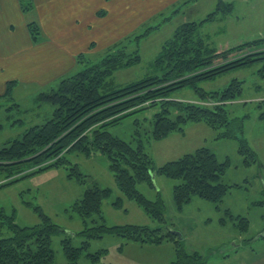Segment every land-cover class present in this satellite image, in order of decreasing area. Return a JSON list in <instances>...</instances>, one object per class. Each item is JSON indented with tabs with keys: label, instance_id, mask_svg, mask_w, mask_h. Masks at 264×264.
Listing matches in <instances>:
<instances>
[{
	"label": "trees",
	"instance_id": "1",
	"mask_svg": "<svg viewBox=\"0 0 264 264\" xmlns=\"http://www.w3.org/2000/svg\"><path fill=\"white\" fill-rule=\"evenodd\" d=\"M19 2L23 11L30 12L33 9L32 0ZM233 8V2L220 0L215 11L201 23L187 22L181 25L155 57L151 64L152 73L126 84H119L114 78L115 73L140 64V40L149 36L155 27L135 38L137 48L134 50L126 46L117 47L120 43H116L112 46L117 47L116 51L100 63L63 79L57 89L40 93V103L54 106L52 118L43 125L29 128L22 138L0 148V190L52 169H63L69 179L84 185L88 181L87 177L80 171L78 164L71 160V155H105L122 193L113 206L120 208L124 199H127L159 224L156 228L131 224L108 226L102 204L111 197L112 191L95 185L71 206V211L82 219L85 227L76 233L83 239L80 247L73 244L76 235H65L61 240L67 259L65 264H81L84 257L88 264H104L102 257L106 250L90 253L89 249L93 240L105 236L120 237L127 243L142 245L173 243L177 257L171 264H204L206 261L199 253L189 255L185 252L180 238L166 218V206L161 193H157L155 200H150L140 192L138 186L146 184L150 189H155L154 175L178 181L174 184L173 197L180 212L194 197L215 203L220 210L219 205L224 197L233 187H239L224 180L229 160L219 162L216 154L206 147L162 166L154 164L146 152V142L162 140L172 133L182 132L184 124L189 121L223 129L219 138L238 142V153L243 157L245 167L260 163L257 152L242 137L243 117H230L228 104L237 101L242 95L245 81L235 79L227 88L219 91L201 86L238 68L250 67L258 62L264 64V48L261 52L259 48L264 44V38L218 50L213 42L199 36L198 30L204 24L213 22L219 14H231ZM28 26L33 40L37 42L40 34L38 23L30 22ZM261 72L264 77V66ZM15 86V81L8 82L0 101L11 98ZM184 90L191 91L199 102L172 98ZM259 105L264 108V101ZM149 108H159L153 117L152 130H147L145 135L137 130L135 143L110 133V126ZM259 119L264 122V110ZM263 204L264 201L260 202V205ZM32 209L40 219L39 223L32 226L17 224L15 211L7 214L0 210V264H60L55 262L53 238L66 234L65 229L40 206ZM226 213L238 222L242 231L248 230L247 218L234 217L228 210ZM94 216L89 226L87 220ZM256 239L264 240V235Z\"/></svg>",
	"mask_w": 264,
	"mask_h": 264
},
{
	"label": "rangeland",
	"instance_id": "2",
	"mask_svg": "<svg viewBox=\"0 0 264 264\" xmlns=\"http://www.w3.org/2000/svg\"><path fill=\"white\" fill-rule=\"evenodd\" d=\"M102 1L104 7L107 3H112L113 0ZM219 1L199 0L198 3L187 9L180 6V12H176V14L174 13L176 8L169 6L162 16H152V14L145 16L144 8L134 4L132 5V26L127 29L132 32L123 34L119 31L110 37V31L116 30L119 26H115L112 30L104 31L102 29L96 40L86 47L74 46L72 54L78 51L74 58L75 63L65 74L55 78L52 82H47L46 85L27 82V80H31L29 75L27 80L23 76H18L20 82H16L11 98H4L0 101V148L10 141L22 138L29 128L43 125L52 118L54 106L49 103H40L38 101L40 93L57 89L63 79L100 63L106 56L114 53L118 46L136 49L135 38L147 33L149 28L155 27V29H151L149 36L140 40L142 59L140 64L116 72L114 78L119 84H126L148 76L152 73V62L162 46L172 38L175 30L187 22L201 23L215 11ZM223 1L234 3L232 13L219 14L213 22L204 24L198 30L201 38L213 42L218 50H227L246 42L264 38V0ZM48 2L49 0H37V2L32 0L33 9L30 12L23 11L20 2L24 23L28 27L33 45L40 44L39 46H41L58 38L60 35L57 33L61 31L59 28L62 24L61 19L65 16L63 12L69 11V7L61 9L58 6L51 11L45 7L44 14L41 7ZM87 2L88 0H84L83 3ZM88 4L93 6L97 2H88ZM78 5L81 8L82 3H78ZM111 13L108 6L98 12V17L102 19L105 27L117 24V12L116 15L114 13L111 15ZM52 21H56V23L50 30H47L46 25H52ZM66 21L67 24L75 23V21ZM30 22H36L40 27L37 42L33 40L29 31ZM142 23L143 25H141ZM92 27L93 25L88 27L91 32L93 31ZM14 29L17 42L25 44L23 28L17 24ZM118 34L123 35L120 37ZM1 39L8 41L4 38ZM116 42L120 44L112 48ZM259 48L261 52L264 44ZM9 51L10 47L6 53ZM263 66V62H258L250 67L238 68L201 85L207 90L219 91L227 88L235 79L245 81L242 95L237 101L228 104L231 112L230 117H243L244 134L242 137L248 140L250 146L257 152L260 163L245 167L243 157L238 153V142L220 139L219 135L223 129L212 128L201 122L189 121L184 124L182 132H175L162 140L145 144L146 152L157 167L178 160L184 155L193 154L204 147L215 153L219 162L227 160L230 162L224 180L230 185H239V187H233L224 197L219 205L220 210L215 203L194 197L181 212L178 211L173 197L174 184L178 181L165 176L154 175L155 189H150L146 184L138 186L140 192L150 200H155L157 193H161L166 206V218L178 233L185 252L189 255L199 253L204 256L206 259L204 264H220L221 259L232 253L237 246L256 251L255 249L262 248L264 244L262 239H258L260 241L257 240L258 242L255 244L252 243L254 239L264 235V204L260 205V202L264 201V122L259 119L260 113L264 110L259 107V104L264 101V77L261 72ZM14 71H19L23 75L27 73L24 67H12L0 74L9 75ZM22 79L26 82H22ZM9 80L14 81L7 76L6 81L10 82ZM172 98L186 102L190 100L199 102L188 90L180 91ZM206 104L210 106V104ZM158 110L159 108H149L140 111L110 126L109 131L124 141L135 143L134 138L137 130L141 135H145L147 130H152L153 117ZM70 158L86 175L88 180L86 184L82 185L69 179L67 172L63 169H52L0 190V210H4L7 214H12L15 211L17 224L32 226L39 223L37 212L32 208L40 206L48 216L65 229L66 234L62 233L53 238L56 263H67L61 246V240L65 235L73 237L85 227L82 219L71 211V206L83 197L87 189H91L95 185H99L102 189L110 188L112 191L111 197L105 199L102 204L103 216L108 226L126 224L148 225L152 228L159 226L132 201L124 199L122 207L113 206L122 193L110 170L107 156L97 154L94 158L93 156L85 157L73 154ZM259 168L261 169L259 170ZM25 203L33 205L27 206ZM226 210L234 217L247 218L249 221L248 230L242 231L238 222L233 221L232 217L227 215ZM92 219H95V216L87 220L89 226L92 225ZM82 241V237L76 235L73 244L80 247ZM175 248L173 243L142 245L134 242L127 243L120 237L105 236L102 239L93 240L89 252L106 250L102 257L104 264H171L177 257ZM80 263L88 264V260L84 257Z\"/></svg>",
	"mask_w": 264,
	"mask_h": 264
},
{
	"label": "crops",
	"instance_id": "3",
	"mask_svg": "<svg viewBox=\"0 0 264 264\" xmlns=\"http://www.w3.org/2000/svg\"><path fill=\"white\" fill-rule=\"evenodd\" d=\"M35 1L37 2V0H34V2ZM94 1H96L97 4L93 6L88 4V2L92 3ZM198 1L199 0H113L112 3H107L106 6L112 11L111 15L113 13L116 15L117 12V24L115 23L116 25L112 24L105 27L102 19L98 17V12L106 7H103L102 0H88L86 4L83 3L84 0H49L45 6L41 7L43 8L44 14L45 7H48L50 11L58 6L61 7V9L69 7V11L67 13L63 12L65 16L62 17V24L59 26L61 31L57 33L60 36L53 39L52 42L39 46L40 44L33 45L31 41L28 27L24 23L19 0H0V35L1 38L8 40L3 41L0 38V72H4L12 67H24L27 71V73H24L25 76L19 71H14L9 75L0 74L2 75L0 78V96L4 95L6 92L5 87L7 88L6 83H8V81H6L7 76L15 82H20L18 76H23L27 80V76L29 75L31 80H27V82L46 85L47 82H52L55 78L65 74L75 63L74 58L78 51L72 54V50H74L73 47H86L96 40L102 29L104 31L106 29L112 30L115 26H119V29L116 28V30L110 31V37L119 31L123 34L132 32L131 30L127 31V29H130L132 26V5L134 4L135 6H142L144 8L145 16H151V14L152 16H162L169 6L176 8L174 12L176 14V12H180L181 7L187 9L191 5L194 6ZM78 3H82L84 7L81 6L80 8ZM68 15L73 16L69 17ZM66 20H70V22L75 21V23L67 24ZM54 23H56V21H52V25L47 24L46 29L50 30ZM17 24H19L25 32L23 34L26 39L25 44L17 42L15 38L14 26ZM90 25H93L92 32L88 29ZM96 25L97 27L95 28ZM141 25H143V23ZM123 34H118V36L121 37ZM8 47H10V51L6 53ZM9 81L11 82V80ZM22 82L26 81L22 79ZM96 156L97 155L93 157L95 158ZM258 241L256 239L253 240L252 243L255 244ZM233 250L232 253L225 255L221 259L220 264H264V244L262 248L255 249L256 251L238 246Z\"/></svg>",
	"mask_w": 264,
	"mask_h": 264
},
{
	"label": "water",
	"instance_id": "4",
	"mask_svg": "<svg viewBox=\"0 0 264 264\" xmlns=\"http://www.w3.org/2000/svg\"><path fill=\"white\" fill-rule=\"evenodd\" d=\"M178 235V233H176ZM180 235V234H179Z\"/></svg>",
	"mask_w": 264,
	"mask_h": 264
},
{
	"label": "bare ground",
	"instance_id": "5",
	"mask_svg": "<svg viewBox=\"0 0 264 264\" xmlns=\"http://www.w3.org/2000/svg\"><path fill=\"white\" fill-rule=\"evenodd\" d=\"M225 127V126H224Z\"/></svg>",
	"mask_w": 264,
	"mask_h": 264
}]
</instances>
